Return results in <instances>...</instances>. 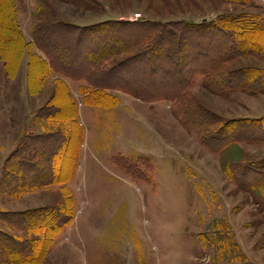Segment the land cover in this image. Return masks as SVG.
Wrapping results in <instances>:
<instances>
[{"label": "rangeland", "instance_id": "1", "mask_svg": "<svg viewBox=\"0 0 264 264\" xmlns=\"http://www.w3.org/2000/svg\"><path fill=\"white\" fill-rule=\"evenodd\" d=\"M15 1L22 28L31 27V32L39 1L50 4L59 20L76 25L106 19L199 23L241 13L252 15L254 22L264 29V0H91L100 5L99 9L97 4L83 7L74 0ZM7 14L0 9V18L6 20ZM137 14L139 17L131 20ZM113 31L111 36L121 32ZM254 35L264 47V31ZM60 42L59 38L57 43ZM249 46L257 50L259 45L249 43ZM17 56L18 53L14 62ZM31 61L32 82L39 67L35 60ZM1 62L0 212H22L44 206L63 209L71 201V221L50 237L42 259L35 256L37 247L24 250L26 259L33 258L34 264H264V201L259 197L264 196V191L256 196L252 193L255 191L245 186L252 181L246 178L241 181L245 187H239L228 175L229 164L238 158L264 159V142H237L228 151L215 152L201 141L200 130L190 123L173 97L135 96L119 89H106L118 97V105L81 107L77 120L84 138L79 160L77 157L71 171L68 166L73 154L72 137L68 136L71 137L68 143L67 138L61 139L70 131L69 122L46 120L37 117L36 112L31 113L54 95L53 103L61 108L47 113L63 116L66 101L61 93L53 94L50 79L53 75L46 78L41 93L32 97L28 83L30 65L26 66L23 83L17 75L20 63L9 77ZM229 65L264 73V50L238 57ZM150 73L148 69H133L129 76H124L127 78L120 80L141 88L153 84ZM72 80L86 86L82 79ZM84 86L77 90L81 91L80 96L85 94ZM71 87L74 91L77 88L73 83ZM189 91L215 117L234 120L264 116V92L216 93L199 74L194 76ZM24 94L28 101L23 100ZM34 118L39 122L40 132L27 129ZM26 132L62 135L48 146L55 157L51 178L58 175L64 179L70 173L72 176L66 182L33 187L31 184L41 182L46 175L36 177L34 171L19 167L18 160L12 159L10 173L15 168L18 177L24 176L22 187L26 190L15 197L4 187L3 167ZM58 160L62 161L61 171ZM55 214V211L46 213L39 227L29 229L28 225L27 231L0 219V231L36 240L41 237L40 229L45 231L46 225L49 228V223L57 218ZM21 225L24 227L25 222Z\"/></svg>", "mask_w": 264, "mask_h": 264}, {"label": "trees", "instance_id": "2", "mask_svg": "<svg viewBox=\"0 0 264 264\" xmlns=\"http://www.w3.org/2000/svg\"><path fill=\"white\" fill-rule=\"evenodd\" d=\"M74 1H78L83 7L97 4L91 0ZM37 4L34 12L36 22L31 32L32 41H27L17 20L14 0H0V9L8 12L6 20L0 18V59L7 76L12 77L15 74L14 69L19 65L23 54L27 52L28 66L30 65L28 70L30 94L39 93L45 79L50 74L59 73L70 79L86 81L83 98L86 104L102 107L117 105L118 97L108 93L106 89H119L135 96L173 97L181 111L188 116L190 123L200 130L201 141L215 152L228 151L237 142H264V116L224 120L215 117L214 113L199 105L189 91L194 76L199 74L205 85L216 93L229 90H241L247 93L264 92V73H257L251 67L234 68L229 65L238 57L264 50L254 35L264 29L254 22L252 15L227 14L213 21L199 23L188 20L106 19L93 24L76 25L59 20L47 2L39 1ZM97 8L99 9L100 5L97 4ZM242 20L250 24L243 25ZM113 30L121 32L111 36ZM59 38L62 42L57 43ZM249 43L258 44V49L248 47ZM34 48L42 51L45 58L36 54ZM17 53V60L14 62ZM31 60H35L39 67L38 70L36 69L37 78L32 82ZM144 68L153 76H151L154 81L152 85L133 88L127 82L120 80L127 78L124 76H129L133 69L144 71ZM52 90L57 96L61 93L66 101L63 116L57 117L53 113H47L52 109L61 108L53 103L56 101L54 95L48 98L45 105L37 109L36 116L44 117L46 120L69 122L70 131L61 139L67 138L66 143H68L72 137L73 154L68 166L72 171L82 142L76 103L70 96L68 85L60 77L53 80ZM161 90L165 91L164 94H160ZM58 136L62 135L56 132L40 134L26 132L23 135L3 167V184L12 195L17 197L26 191L22 187L24 176L18 177L15 168L14 173H10L12 159L18 160L19 167L34 171L36 177L41 173L46 175L41 182L31 184L33 187L66 182L71 178L72 173L64 179L59 178L58 175L55 179L51 178V175H54L51 169L55 164L53 163L55 157L48 146L50 142H56ZM58 164V169L61 171L62 161L58 160ZM228 167L230 179L239 187L247 186L249 191H255L252 193L258 196L260 194L257 192L264 191V159L242 161L238 158ZM246 178L252 182L243 186L241 181H245ZM64 189L67 190L65 187ZM261 196L259 197L264 201V196ZM70 203L71 201L63 209L44 206L22 212H0L1 220L22 231L39 227L42 216L48 212L55 211L57 216L49 223V228L46 225L45 231L40 229L41 237L36 240L20 238L0 231V264H34L33 258L26 259L24 256V250L27 251L31 247H37L35 256L42 259L45 249L50 244V237L71 221ZM22 222H25L24 227L21 225ZM10 247L17 251H13Z\"/></svg>", "mask_w": 264, "mask_h": 264}, {"label": "crops", "instance_id": "3", "mask_svg": "<svg viewBox=\"0 0 264 264\" xmlns=\"http://www.w3.org/2000/svg\"><path fill=\"white\" fill-rule=\"evenodd\" d=\"M14 2H15V6H16V8H17V20H18V23H19V25H20V29H21V32H22V34H23V36H24V38L27 40V41H32V39H31V27L29 28V29H27V30H24L23 28H22V25H21V23H20V21H19V11H18V7H17V5H16V1L14 0ZM83 25H87V24H83ZM34 52L36 53V54H38V55H40V56H42V58H43V54L41 53V52H38V50L36 49V48H34ZM41 53V54H40ZM29 61V57H28V54H25L24 55V57L22 58V60H21V62H20V67H19V70H18V76L20 75L21 76V81L23 82V83H25V80H26V78H25V75H26V66H28V62ZM0 62H1V60H0ZM1 65H2V62H1ZM53 75V77H51ZM49 77H51L50 79H52V82H53V80L54 79H56V78H58V77H60L61 79H63L65 82H66V84L68 85V87H69V92H70V96H71V98L73 99V101L76 103V111H77V115L80 117L81 116V114H80V111H81V107L82 106H84V105H87V106H96V107H102V106H97V105H91V104H86V103H84L83 102V99H80V97H83L84 98V95L85 94H82V96H80V90L79 91H77L78 90V88L80 89V87H82V86H84L83 84H79V81L78 82H76V81H73L72 79H68V78H66V77H64L63 75H60V74H58V73H53V74H50L47 78H49ZM46 80H48V79H45V81H44V87H45V85L47 84V81ZM80 82H82V81H80ZM71 83H73L76 87V90L74 91L73 89H72V87H71ZM85 85H86V83H85ZM44 87H42V89L44 88ZM49 88L51 89V85L49 86ZM27 89V88H26ZM42 89H41V91H42ZM49 89V90H50ZM108 91H112V89H107ZM106 90V91H107ZM41 91L39 92V93H41ZM38 93V94H39ZM108 93H110V92H108ZM125 93V92H124ZM19 94V96H18V98H20L21 97V94L20 93H18ZM29 94V93H28ZM111 94V93H110ZM29 95H31L32 97H37V94H29ZM46 95H48V94H46ZM45 95V96H46ZM113 95V94H112ZM24 97H26V95L24 94V96H23V100L25 99ZM28 101V99H25V101ZM42 99H40L39 101H41ZM80 100V101H79ZM34 105H35V103H34ZM118 105V104H117ZM117 105H115V106H117ZM38 106V105H37ZM37 106L36 107H32L33 108V111L31 112V113H34V115H35V110H36V108H37ZM115 106H110V107H103V108H111V107H115ZM30 110V109H29ZM34 120L35 121H33L32 120V122L28 125V127H27V129L28 128H30V129H33V130H35L36 132H40V131H38V128L39 129H41L40 127H39V122H38V120H36L35 118H34ZM80 126H81V124H79ZM80 129H82V128H80ZM23 130H24V126H23ZM82 131V130H81ZM82 132H84V131H82ZM82 138H84V136L82 135ZM82 144H83V140H82V142H81ZM80 147H82L81 145H80ZM81 150H82V148H79V153H78V160H79V157H80V153H81Z\"/></svg>", "mask_w": 264, "mask_h": 264}, {"label": "built area", "instance_id": "4", "mask_svg": "<svg viewBox=\"0 0 264 264\" xmlns=\"http://www.w3.org/2000/svg\"><path fill=\"white\" fill-rule=\"evenodd\" d=\"M139 17V14H137V15H132L130 18H131V20H134V19H137Z\"/></svg>", "mask_w": 264, "mask_h": 264}]
</instances>
